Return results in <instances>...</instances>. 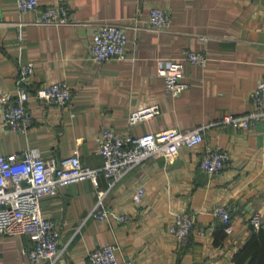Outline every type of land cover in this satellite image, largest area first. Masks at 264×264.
<instances>
[{
	"label": "crops",
	"instance_id": "obj_1",
	"mask_svg": "<svg viewBox=\"0 0 264 264\" xmlns=\"http://www.w3.org/2000/svg\"><path fill=\"white\" fill-rule=\"evenodd\" d=\"M39 1L38 11L67 5L76 23L21 25L35 14L20 13L17 0H0V155L35 148L45 159L59 162L78 150L85 165L99 168L103 158L96 153V136L104 127L131 134L173 128H203L204 133L201 145L182 147L171 159L156 155L111 189L102 173L98 187L85 180L43 197V215L60 228L62 255L56 264H88L90 252L109 243L117 246L120 260L133 258L135 264H239L235 255L255 230L250 218L255 213L264 218V123L234 128L220 120L252 108L250 95L264 72V0ZM154 7L170 11L169 29L149 25ZM103 21L125 29L126 58L92 59L93 34ZM187 50L210 60L205 67L187 65L190 87L172 97L165 92L158 64L181 58ZM30 62L35 72L22 82L20 72ZM53 81L71 86L68 106L35 97ZM20 87L32 95L27 104L32 125L26 133L10 132L1 115V98L11 95L14 100ZM150 104H158L160 114L130 125L132 112ZM216 148L228 151L231 159L222 172L209 175L200 162ZM140 187L146 193L137 203L134 194ZM100 191L107 192L108 220L90 216ZM218 205L232 211L231 233L214 213ZM178 212L195 219L185 241L169 231ZM119 214L129 221L120 222ZM33 246L27 235L0 234V264H49L29 258L25 250Z\"/></svg>",
	"mask_w": 264,
	"mask_h": 264
},
{
	"label": "built area",
	"instance_id": "obj_2",
	"mask_svg": "<svg viewBox=\"0 0 264 264\" xmlns=\"http://www.w3.org/2000/svg\"><path fill=\"white\" fill-rule=\"evenodd\" d=\"M39 0H17V9L22 14L34 13L33 19L23 24L39 26H64L76 23L70 8L65 4L50 5L38 11ZM147 22L156 29H169L172 25L170 11L162 7L151 9ZM128 36L125 29L111 21L100 22L93 34L91 57L98 63L113 58H126ZM205 53L187 50L181 58L160 60L158 74L164 78L165 92L172 97L182 95L190 84L186 81L187 65L205 67L209 63ZM35 72L34 62L24 66L20 80H31ZM72 89L66 81H53L38 89L35 97L52 105L66 107L72 102ZM16 97L1 96V115L4 125L10 132H28L32 125V114L28 108L31 93L24 87L18 88ZM252 108L241 115L227 114L220 123L234 128H248L259 122L264 123V72L255 89L251 92ZM158 104L142 106L132 112L130 125L151 120L160 114ZM204 142L203 128L191 130L167 129L160 132L131 134L120 132L114 127H104L96 136V153L103 158L99 168L85 165L78 150L62 158L59 162L45 159L35 148H28L21 154L0 155V234L4 236L27 235L34 246L25 250L36 263L56 264L62 255L59 248L60 228L42 213L41 199L57 194L63 186L91 180L99 186L100 174L108 180L109 188L123 179L129 172L144 161L163 155L167 159L175 157L182 147H197ZM231 155L222 148L205 152L200 166L209 175L222 172L229 164ZM146 190L138 188L134 201L143 200ZM107 192L100 191L98 201L90 216L108 220L110 210L105 206ZM214 213L221 219L225 230L232 232V211L225 205H218ZM120 222H128L126 214L117 216ZM253 228L262 229L264 218L255 213L250 218ZM195 226L194 217L187 212L175 214L169 231L180 240H187ZM200 234H204L203 231ZM88 264H135L133 258L120 260L117 246L113 243L100 246L89 254Z\"/></svg>",
	"mask_w": 264,
	"mask_h": 264
},
{
	"label": "trees",
	"instance_id": "obj_3",
	"mask_svg": "<svg viewBox=\"0 0 264 264\" xmlns=\"http://www.w3.org/2000/svg\"><path fill=\"white\" fill-rule=\"evenodd\" d=\"M190 236V235H189ZM188 236V237H189ZM188 239V238H187ZM249 258L248 264H264V230L253 231V237L241 251L235 255L239 264H244Z\"/></svg>",
	"mask_w": 264,
	"mask_h": 264
}]
</instances>
